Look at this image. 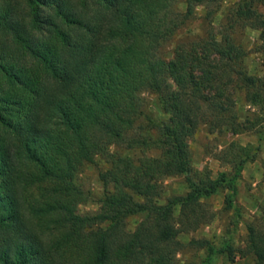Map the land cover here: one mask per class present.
Here are the masks:
<instances>
[{
	"label": "trees",
	"instance_id": "16d2710c",
	"mask_svg": "<svg viewBox=\"0 0 264 264\" xmlns=\"http://www.w3.org/2000/svg\"><path fill=\"white\" fill-rule=\"evenodd\" d=\"M210 1L0 0V264H177L184 247L206 264L220 253L264 264V206L241 247L186 239L213 220L218 192L238 214L237 181L258 151L227 143V170L212 178L191 166L197 129L264 138V0H234L217 25L208 10L198 35L179 37ZM240 29L257 34L260 73L246 67ZM144 92L164 118L147 116ZM97 157L104 193L80 215L76 177ZM173 177L183 194H166Z\"/></svg>",
	"mask_w": 264,
	"mask_h": 264
},
{
	"label": "rangeland",
	"instance_id": "374dc122",
	"mask_svg": "<svg viewBox=\"0 0 264 264\" xmlns=\"http://www.w3.org/2000/svg\"><path fill=\"white\" fill-rule=\"evenodd\" d=\"M233 1L214 0L208 2L207 6L200 5L195 7L192 18L181 29V33L178 36L198 35L200 27L203 25V16L208 10L214 11V21L215 25H217L216 23L222 19L223 10ZM177 9L182 11L184 8L181 4H178ZM233 35L249 53L245 61L248 71L250 73H260L261 67L257 57L252 53V49L257 43L256 32L249 29H240L234 32ZM170 50L171 44L169 43L165 46L164 52L169 54ZM141 96L144 99L146 114L150 119L159 121L164 118L157 107L155 95L144 92ZM236 110L241 120L245 118L251 119L253 117L252 114L257 112L241 99L236 103ZM229 142L240 145L250 144L258 149L255 159L244 165L237 181V193L234 203L238 214L234 213L232 209L228 212L222 210L224 192H218L207 200L208 205L215 212L213 220L186 235V239H206L216 248L222 247L224 243H229L233 248L241 247L245 239V223L257 216L259 208L264 206V180L262 178L264 138L258 140V134L253 130L238 135L211 134L207 132L204 126H200L188 144L192 169L196 171L207 170L212 178L218 173L226 171L227 167L217 157L221 156V150ZM106 167L104 158L97 157L92 164L83 166L81 172L77 175L76 184L82 192L75 205V210L78 214H94L99 210V200L104 193L99 174ZM163 185L166 194H183L186 190L181 177L167 178L164 180ZM136 222L137 219H130L128 227H133ZM177 260V264H206L204 262V251L186 247L177 255ZM207 264H250V261L248 258L235 256L233 262H229L227 257L220 253L214 256Z\"/></svg>",
	"mask_w": 264,
	"mask_h": 264
}]
</instances>
